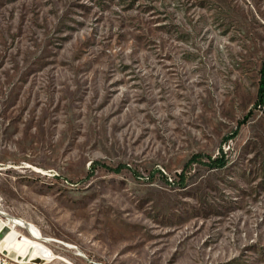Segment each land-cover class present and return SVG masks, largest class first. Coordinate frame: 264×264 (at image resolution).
I'll use <instances>...</instances> for the list:
<instances>
[{
	"label": "rangeland",
	"instance_id": "374dc122",
	"mask_svg": "<svg viewBox=\"0 0 264 264\" xmlns=\"http://www.w3.org/2000/svg\"><path fill=\"white\" fill-rule=\"evenodd\" d=\"M0 225L29 264H264V0H0Z\"/></svg>",
	"mask_w": 264,
	"mask_h": 264
},
{
	"label": "bare ground",
	"instance_id": "6f19581e",
	"mask_svg": "<svg viewBox=\"0 0 264 264\" xmlns=\"http://www.w3.org/2000/svg\"><path fill=\"white\" fill-rule=\"evenodd\" d=\"M0 228H1V225H0ZM40 241H42V242H45L43 239H41L40 238ZM0 250H2L3 252H9V253H13V255H14V257L13 258H16V254H18L19 256H22L24 259H26L25 258V256L22 254V253H15L14 252V250H11L12 249V247H13V245H10V244H7L6 243V240H2L1 242H0ZM3 245V246H2ZM17 246H20V245H24L23 243H18V244H16ZM16 246V247H17ZM29 247L30 246H32V247H36V248H38L39 247V244L38 243H36V242H33V243H29V245H28ZM3 247H4V250H3ZM28 247V248H29ZM23 248V247H22ZM35 249V248H34ZM27 250V249H26ZM32 250V249H31ZM20 251V250H19ZM25 252H27V251H25ZM34 252H37V251H35L34 250ZM25 254V253H24ZM26 255V254H25ZM36 257V256H35ZM52 257V256H51ZM30 258V257H29ZM49 261H51V260H49V258H48V260L46 261V262H49ZM61 262H62V260H61ZM65 263V262H64Z\"/></svg>",
	"mask_w": 264,
	"mask_h": 264
},
{
	"label": "built area",
	"instance_id": "2783aa9c",
	"mask_svg": "<svg viewBox=\"0 0 264 264\" xmlns=\"http://www.w3.org/2000/svg\"><path fill=\"white\" fill-rule=\"evenodd\" d=\"M0 264H29V262L22 259L8 257V252L0 250Z\"/></svg>",
	"mask_w": 264,
	"mask_h": 264
},
{
	"label": "water",
	"instance_id": "95a60500",
	"mask_svg": "<svg viewBox=\"0 0 264 264\" xmlns=\"http://www.w3.org/2000/svg\"><path fill=\"white\" fill-rule=\"evenodd\" d=\"M2 230L0 231V239L3 238L5 231H6L5 229L3 231ZM8 257L13 258L14 257L13 253H8Z\"/></svg>",
	"mask_w": 264,
	"mask_h": 264
}]
</instances>
